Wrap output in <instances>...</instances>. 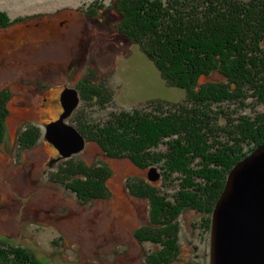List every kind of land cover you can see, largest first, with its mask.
I'll use <instances>...</instances> for the list:
<instances>
[{
	"label": "rangeland",
	"instance_id": "374dc122",
	"mask_svg": "<svg viewBox=\"0 0 264 264\" xmlns=\"http://www.w3.org/2000/svg\"><path fill=\"white\" fill-rule=\"evenodd\" d=\"M112 3L0 0V14L11 22L0 29V97L8 98L0 148V247L28 250L44 264H150L161 247L138 241L135 234L150 224L151 202L133 196L129 186L151 184L169 200L177 189V175L165 177L160 166L144 169L129 158L108 157L99 144L87 140L81 152L62 157L46 138L47 125L64 112L63 91L79 92L85 79L110 98L100 107L98 100L80 94L65 121L75 128L79 119L97 126L113 114L144 111L154 101L186 100V92L168 86L141 49L118 32L115 13L100 12V5L110 8ZM249 102L258 106L254 98ZM250 107L251 114L263 110ZM27 130L39 137L30 148L19 143ZM80 162L108 171L105 198L83 202L52 181L57 175L62 181V170ZM152 168L160 174L158 181L149 179ZM204 218L187 210L177 219L180 256L171 264H210L212 220L206 232ZM156 229L154 234L160 231Z\"/></svg>",
	"mask_w": 264,
	"mask_h": 264
},
{
	"label": "trees",
	"instance_id": "16d2710c",
	"mask_svg": "<svg viewBox=\"0 0 264 264\" xmlns=\"http://www.w3.org/2000/svg\"><path fill=\"white\" fill-rule=\"evenodd\" d=\"M104 6L100 12L115 13L118 32L141 49L168 86L183 89L186 100L154 101L144 111L113 114L97 126L79 119L76 128L108 157L129 158L144 169L160 166L165 177L177 175L173 200L148 183L129 186L133 196L152 206L150 224L135 234L138 241L161 247L148 263L171 264L180 256L177 219L187 210L201 212L209 232L230 172L264 144V0H113L110 8ZM10 23L1 13L0 29ZM84 81L79 97L106 107L110 95ZM252 98L262 111L248 112L251 105L258 107ZM7 100L0 97V148ZM38 138L22 131L19 143L30 148ZM57 177L52 181L83 202L108 195L103 167L80 162L62 170V181ZM2 246L0 264H44L28 250Z\"/></svg>",
	"mask_w": 264,
	"mask_h": 264
},
{
	"label": "water",
	"instance_id": "95a60500",
	"mask_svg": "<svg viewBox=\"0 0 264 264\" xmlns=\"http://www.w3.org/2000/svg\"><path fill=\"white\" fill-rule=\"evenodd\" d=\"M80 103L77 90L61 95L63 113L47 125L46 138L62 157L86 146V139L66 119ZM149 179L158 181L156 168ZM210 264H264V144L239 162L229 174L213 211Z\"/></svg>",
	"mask_w": 264,
	"mask_h": 264
},
{
	"label": "bare ground",
	"instance_id": "6f19581e",
	"mask_svg": "<svg viewBox=\"0 0 264 264\" xmlns=\"http://www.w3.org/2000/svg\"><path fill=\"white\" fill-rule=\"evenodd\" d=\"M21 38V37H20ZM8 40V39H7ZM10 40V39H9ZM53 117V116H52ZM44 118H46V117H44ZM49 151H50V149H48Z\"/></svg>",
	"mask_w": 264,
	"mask_h": 264
}]
</instances>
